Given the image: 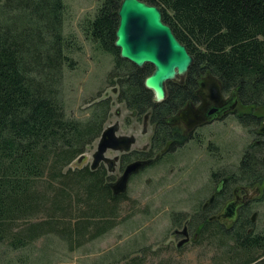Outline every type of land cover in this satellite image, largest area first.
Returning a JSON list of instances; mask_svg holds the SVG:
<instances>
[{"label": "trees", "instance_id": "trees-1", "mask_svg": "<svg viewBox=\"0 0 264 264\" xmlns=\"http://www.w3.org/2000/svg\"><path fill=\"white\" fill-rule=\"evenodd\" d=\"M140 1L160 9L162 21L193 62L184 82H168L165 100L155 103L144 87L152 67L137 68L114 47L122 0H98L93 16L78 23L95 52L113 57L106 80L118 86L116 101L133 115L147 117L154 128L151 148L122 155L121 167L153 158L169 141L180 140L167 119L195 98L198 81L210 74L223 94L234 92L247 109L234 120L252 139L234 171L210 173L213 184L226 180L227 194L209 210L222 204L232 184L264 187V116L258 112L264 107V0ZM66 12L65 0H0V246L10 251L49 235L69 250L79 248L114 228L128 200L126 193L113 195V176L103 166L71 168L100 137L111 102L93 98L88 118L67 116L64 72L77 67L74 54L82 46L76 35L64 32ZM209 153L215 155L212 149ZM248 214L243 210L230 228L209 222L210 213L202 212L180 215L176 226L188 218L193 229L199 225L197 245L219 250L218 264H264V229L256 231Z\"/></svg>", "mask_w": 264, "mask_h": 264}, {"label": "rangeland", "instance_id": "rangeland-1", "mask_svg": "<svg viewBox=\"0 0 264 264\" xmlns=\"http://www.w3.org/2000/svg\"><path fill=\"white\" fill-rule=\"evenodd\" d=\"M65 3L67 12L64 32L76 35L82 46V51L74 54L77 67L64 72L62 90L67 116L85 120L90 115L89 102L93 98H109L111 108L104 128L116 123L119 126L117 135L134 138L132 150H149L153 125L147 117L133 115L123 103L116 101L118 86L106 80L113 68V57L95 52L79 30L78 23L87 16H93L98 0H65ZM181 79L184 77L172 82L179 83ZM238 110L247 109L240 106ZM258 112L264 116V107L258 109ZM199 132L201 142L194 147L197 149L195 156L185 146L163 158V147L152 158L153 166L148 165L133 178L130 177L125 192L128 200L121 204L115 227L104 235L74 250H69L52 235L39 238L18 251H10L6 245H2L0 264H218L222 256L219 250L198 246V241L193 243L194 231L189 218L178 227L175 226L180 215L201 212L216 184L211 182L210 173L225 169L234 171L251 139L233 117L204 127ZM97 142L83 154L80 162L77 161L79 156L71 168L89 166ZM209 142L217 148H211L215 155L209 153ZM115 155H119L118 152L105 153L109 159ZM158 159L162 160L155 164ZM120 168L121 164L118 163L116 171L111 172L112 183L121 175ZM236 186L239 184L228 187L230 193ZM257 187L251 186L249 192L253 194ZM260 195L258 193L254 196L248 214V218L253 219L256 231L264 229V199ZM35 221H40V217ZM24 225L19 224L20 227Z\"/></svg>", "mask_w": 264, "mask_h": 264}, {"label": "water", "instance_id": "water-1", "mask_svg": "<svg viewBox=\"0 0 264 264\" xmlns=\"http://www.w3.org/2000/svg\"><path fill=\"white\" fill-rule=\"evenodd\" d=\"M117 15L114 47L118 49L119 57L137 68L151 66L152 73L144 79V87L152 92L155 103L164 101L166 83L185 77L193 62L191 55L162 21L158 7L140 0H122ZM198 86L202 91L200 107L194 109L188 105L173 118L183 122L189 129L221 116L234 105L237 98L231 92L230 98L224 99L220 83L210 74L200 79ZM118 129L115 123L106 126L101 132L92 154L91 170L97 169L103 162L108 164V170L111 171L116 158L109 159L105 153L108 150L126 153L134 144L133 137L117 135ZM83 157L81 155L77 161L80 162ZM149 162L134 160L127 164L119 178L110 185L113 195L124 194L130 177Z\"/></svg>", "mask_w": 264, "mask_h": 264}, {"label": "flooded vegetation", "instance_id": "flooded-vegetation-1", "mask_svg": "<svg viewBox=\"0 0 264 264\" xmlns=\"http://www.w3.org/2000/svg\"><path fill=\"white\" fill-rule=\"evenodd\" d=\"M183 82H184V79H181L180 83H183ZM201 93H202V91L200 90V88L198 86V88L196 90L195 98H192V100L187 101V103L185 104V106L183 108L179 109L175 114L171 115L167 119L168 125L171 128H176L180 132V137H181L180 140L181 141L179 140V136H177V138H176L177 140L169 141V143H167L165 145V150L166 151L170 150L172 152V151H174V150H176V149H178L180 147L187 146L188 149H190L191 155L195 156L196 153H197L196 152L197 149H194V147H197V145L201 142L199 130H201L202 128L207 127L209 125H212L214 123H219V122L223 121L227 117L236 118L237 115H238L237 112L239 111L238 108L240 106L243 107L240 104L238 98H235V101L233 102L234 105L231 106L230 109L225 110L224 114H222L219 117H216V118H213L211 120H208V121H206V122H204V123H202L200 125L194 126L191 129L187 128L186 125L183 122H181V121L178 122V121L173 119L182 109H184L188 105L192 106L194 109H198L200 107V105H201V102H202L201 95H200ZM230 94H228V95L224 94L223 98L224 99L230 98ZM260 130L262 132H264V126L261 125ZM249 136H250V139H252L251 135H249ZM108 151H113V150H108ZM142 151H146V149H142L140 151H136V150H132L130 148V150L128 152H126V153L142 152ZM116 152H118V151H116ZM126 153L118 152L119 155H115L113 157V159L116 158V160L113 163L111 171L108 170V164L107 163H103L102 162V163H100V165L98 167L103 166L104 168H106L108 174H111V172H113V171L115 172L116 171L115 169L117 168V164L118 163L121 164V162H119V161H121L122 155H124ZM134 160L150 161L149 164H148L149 166L153 164L152 158H150V159L137 158V159H133L132 161H134ZM132 161H130L129 163H131ZM262 162H263V165H264V155L262 156ZM129 163H127V164H129ZM127 164H125L123 167H121L119 169L120 174L123 172V170H124V168H125V166ZM89 169H90V167H89ZM133 176H135V175H133ZM133 176H131V178ZM225 184H226V180L225 179H222V180L219 179L217 181L216 185L214 186L212 195L209 197V200H208L207 204H205L203 206V208H201V212H202V214L210 213V215H208V221L209 222H218V223L222 224L224 227L230 228V227H232V225H234L239 220L241 212L243 210L246 209V211H249V212L251 211V208H252L251 205L253 203L255 195L260 193L261 195L259 197L264 199V193H263L264 187L260 186L258 188L256 186L257 187L256 190H258V191L255 190V192H253V194H251V192H249V188L251 186H241V185L236 186V187L233 188L232 192L228 194V197L222 202L221 205H218L213 210H209L210 206H212L216 201L217 202L220 201V197L223 196L226 193L224 191L225 190ZM258 200H260V199L258 198ZM205 211H207V212H205ZM250 221L253 222L252 217H250ZM175 227H178V226H175ZM192 231H194V232H192V241L194 243V242H197L199 240V239L197 240V238L200 237L201 228L198 225Z\"/></svg>", "mask_w": 264, "mask_h": 264}]
</instances>
